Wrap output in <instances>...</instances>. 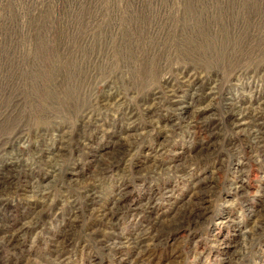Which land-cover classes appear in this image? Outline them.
<instances>
[{"label": "rangeland", "instance_id": "374dc122", "mask_svg": "<svg viewBox=\"0 0 264 264\" xmlns=\"http://www.w3.org/2000/svg\"><path fill=\"white\" fill-rule=\"evenodd\" d=\"M0 144V264H264V0H0Z\"/></svg>", "mask_w": 264, "mask_h": 264}, {"label": "bare ground", "instance_id": "6f19581e", "mask_svg": "<svg viewBox=\"0 0 264 264\" xmlns=\"http://www.w3.org/2000/svg\"><path fill=\"white\" fill-rule=\"evenodd\" d=\"M198 93V92H197ZM104 99V98H103ZM101 101V100H100ZM174 109V108H173ZM185 107L184 106H182V107H180L179 109H178V111L179 112H182V111H184L185 112ZM231 110H233V116H238V118L239 119H242V117H244L243 116V111H242V109H239V108H236L235 107V109L234 108H230ZM228 111V110H227ZM3 113V112H2ZM256 113V112H255ZM249 115V114H248ZM252 122V121H251ZM240 125L242 126V125H245V123H240ZM239 124H237L236 125V123L235 124H232V126H234V127H238V126H240ZM185 127V126H184ZM231 128V127H230ZM242 129V128H241ZM23 136H24V133H22L20 136H18L17 138L18 139H20V137H22L23 138ZM252 137V136H251ZM1 145V144H0ZM2 148V147H1ZM37 157H38V155H37ZM10 159V158H9ZM42 159V158H41ZM53 160H54V158H51V157H49V158H47V159H45V161H44V163L46 164V165H48V164H53ZM17 163V162H16ZM97 163V162H96ZM9 164H11L12 165V162L11 163H9ZM7 167V166H6ZM2 168V167H1ZM60 169V168H59ZM0 170H2L1 172H0V181H1V183H3V182H5L4 180H5V178L7 177H9V182H10V179L11 180H13V181H18V179H17V173H16V171L14 170V169H10V170H8V172H10V173H7L6 171H5V169H0ZM53 171H55V170H53ZM60 173V172H59ZM12 175H14V176H12ZM7 180V179H6ZM11 190V187H10V185H8V187L6 188V193H5V196L8 194L7 192H9ZM43 194V193H42ZM198 193H195L193 196L195 197V196H197V202H192L191 201V204L190 205H187V207L185 206L184 208H182L183 209V212L181 211H179L180 213L178 214V216L174 219V220H172V221H169L167 224H166V227L164 228L163 226H165V225H163V223H156V222H154V221H152L151 223H150V227H149V229H148V231L146 230V231H144L141 235L142 236H147L148 234H149V231H151L152 230V228L154 229V230H156V232H157V234H158V230L160 229H165L166 231H169V230H176V229H179L180 227H182V225H185V224H188L189 226L191 225V223L192 222H196L197 221V218L200 216V215H202L203 214V211L205 210V207H201V205H199V203H201L202 204V202H203V197H200V196H198L197 195ZM89 195V194H88ZM192 196V197H193ZM203 196V195H202ZM33 197V196H32ZM1 199V198H0ZM191 200V199H190ZM199 202V203H198ZM199 209L200 210H202V211H199ZM186 211H187V213H186ZM206 211V210H205ZM90 215L89 216H91L92 218H94V219H98V221H100V222H102V220H107L108 221V216H107V213H102V212H100L99 210H93V209H90V213H89ZM252 215V218H260V220H261V222H255V221H253V226L250 228V229H248L247 231H244V232H242L240 235H239V245H238V247L240 248V249H242L243 250V247H245L248 243H249V241H250V239H251V237L255 234V233H257V232H259V231H261L262 229H264V207L259 211V213H256V215L255 214H251ZM195 224V223H194ZM154 226H156L155 228H154ZM164 231V230H163ZM155 233V232H154ZM14 240L12 239V237H7L6 239H4L3 240V242H4V244L5 245H9V246H12L13 244H12V242H13ZM142 246V245H141ZM139 248V247H138ZM141 251V250H140ZM240 251V250H239ZM239 251H234V252H232L231 254L225 249L224 251H223V255H225V259L227 260V262L229 263L230 261H232V260H234V258L237 256V255H239ZM121 263H123V261H120Z\"/></svg>", "mask_w": 264, "mask_h": 264}]
</instances>
